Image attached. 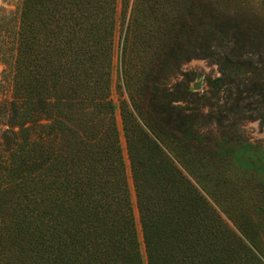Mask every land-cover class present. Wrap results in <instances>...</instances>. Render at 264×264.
<instances>
[{
  "label": "trees",
  "instance_id": "obj_1",
  "mask_svg": "<svg viewBox=\"0 0 264 264\" xmlns=\"http://www.w3.org/2000/svg\"><path fill=\"white\" fill-rule=\"evenodd\" d=\"M247 1L22 0L0 148V264H240L226 241L235 232L188 177L197 151L177 143L186 115L167 80L185 76L183 47L218 26L210 83L236 103L246 92L264 124V11ZM118 28L145 258L112 99Z\"/></svg>",
  "mask_w": 264,
  "mask_h": 264
},
{
  "label": "rangeland",
  "instance_id": "obj_2",
  "mask_svg": "<svg viewBox=\"0 0 264 264\" xmlns=\"http://www.w3.org/2000/svg\"><path fill=\"white\" fill-rule=\"evenodd\" d=\"M21 3L22 0H0V148L10 122L15 36ZM246 3L248 10L264 11V0H248ZM229 24L231 28L235 25L231 22ZM211 28H204L192 45L183 47V50H187L181 53V58L187 59L181 63L179 71L185 73V76L174 74L167 80L168 84L175 85L173 96L181 99L179 103L186 115L182 116L186 125L180 126L177 143L183 145L185 151H197V155H193L192 164L190 162L193 171L189 169L188 177L219 212L224 223L235 232L237 238L226 241L238 247L240 264H264V124L260 121L263 112L256 102L248 99L246 92L236 103L233 97L226 95L225 86L217 90V87L211 85L210 80L220 75L216 59L223 52L217 38L218 26ZM230 30L228 37L232 34ZM119 41L118 28L111 74L112 99L141 252L145 258L135 187L119 109ZM230 47L225 46V52H229ZM254 49L247 47L248 51ZM195 83L199 84L198 89L193 88ZM232 91V96H235V89Z\"/></svg>",
  "mask_w": 264,
  "mask_h": 264
},
{
  "label": "water",
  "instance_id": "obj_3",
  "mask_svg": "<svg viewBox=\"0 0 264 264\" xmlns=\"http://www.w3.org/2000/svg\"><path fill=\"white\" fill-rule=\"evenodd\" d=\"M193 88H194V89H198V88H199V84H198V83H195V84L193 85Z\"/></svg>",
  "mask_w": 264,
  "mask_h": 264
}]
</instances>
